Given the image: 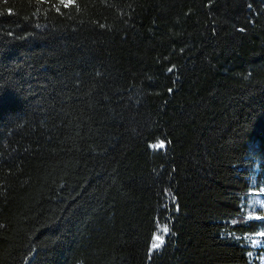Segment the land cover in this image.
<instances>
[{
    "label": "trees",
    "instance_id": "trees-1",
    "mask_svg": "<svg viewBox=\"0 0 264 264\" xmlns=\"http://www.w3.org/2000/svg\"><path fill=\"white\" fill-rule=\"evenodd\" d=\"M260 187L264 0H0V264H258Z\"/></svg>",
    "mask_w": 264,
    "mask_h": 264
},
{
    "label": "rangeland",
    "instance_id": "rangeland-1",
    "mask_svg": "<svg viewBox=\"0 0 264 264\" xmlns=\"http://www.w3.org/2000/svg\"><path fill=\"white\" fill-rule=\"evenodd\" d=\"M262 210L264 213V188L252 190L245 208L247 217L256 218L257 212ZM253 251L251 259L258 264H264V227L252 239Z\"/></svg>",
    "mask_w": 264,
    "mask_h": 264
},
{
    "label": "snow or ice",
    "instance_id": "snow-or-ice-1",
    "mask_svg": "<svg viewBox=\"0 0 264 264\" xmlns=\"http://www.w3.org/2000/svg\"><path fill=\"white\" fill-rule=\"evenodd\" d=\"M61 2L63 3L64 0H61ZM66 6H67V5H66ZM155 147H163V144L156 145ZM162 231H163L164 233H167V232H168V228H167V226H165V227L162 229ZM154 239H155L156 242H154V244H153V248H154V249H157V248H159V247L163 244L164 241H163L162 236H160V235H157Z\"/></svg>",
    "mask_w": 264,
    "mask_h": 264
}]
</instances>
